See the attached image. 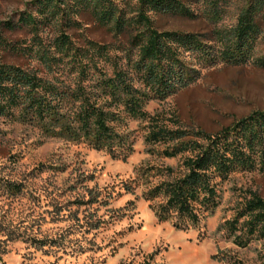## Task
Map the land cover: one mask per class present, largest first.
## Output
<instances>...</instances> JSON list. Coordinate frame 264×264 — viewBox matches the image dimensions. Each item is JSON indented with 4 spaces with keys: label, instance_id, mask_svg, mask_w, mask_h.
I'll list each match as a JSON object with an SVG mask.
<instances>
[{
    "label": "rangeland",
    "instance_id": "rangeland-1",
    "mask_svg": "<svg viewBox=\"0 0 264 264\" xmlns=\"http://www.w3.org/2000/svg\"><path fill=\"white\" fill-rule=\"evenodd\" d=\"M115 1L125 16L132 14L136 0ZM176 1L188 13L150 11L153 27L195 34L209 46V55L182 52L180 58L196 71L193 79L163 100L148 101L145 110L160 112L170 128L214 132L264 109V60L259 63L264 59V4L254 15L257 34L251 48L243 59L231 62L219 57V48L250 0ZM33 8L32 0H0V36L24 49L0 47V62L69 86L110 76L114 65L134 76L133 30L115 33L81 11L72 16L75 25L62 28L70 40V49L62 54L54 47L58 23L41 24L35 33L22 25H1L15 22L22 12L36 13ZM92 43L106 46V52ZM38 47L57 58L50 71L34 55ZM16 114L0 116V260L5 264H264V238L250 236L238 245L224 225L249 192L264 198V169L229 174L218 186L213 213L198 226L175 228L171 221L155 218L150 202L140 196L142 186L133 193L122 187L139 165L177 162L147 151L162 145L144 144L145 121L120 113L122 120L114 128L132 141L131 153L121 160L83 142L46 136Z\"/></svg>",
    "mask_w": 264,
    "mask_h": 264
},
{
    "label": "trees",
    "instance_id": "trees-1",
    "mask_svg": "<svg viewBox=\"0 0 264 264\" xmlns=\"http://www.w3.org/2000/svg\"><path fill=\"white\" fill-rule=\"evenodd\" d=\"M263 4L264 0L246 4L231 35L219 48L221 59L236 62L246 56L257 34L254 15ZM32 5L36 13L22 12L15 22L7 20L1 25L9 29L22 25L35 33L41 24L58 23L60 33L54 47L62 54L70 49V40L62 28L75 25L72 16L81 11H87L97 23L115 33L133 30L130 42L137 49V58L131 64L134 76H126L114 65L110 76L99 77L88 85L80 80L69 86L42 78L35 70L0 62V116H13L17 111L16 119L34 123L46 136L83 142L121 160L131 153L132 141L114 128L122 120L120 113L145 121L144 144L162 145L161 149L147 151H155L163 158H177V162L174 166L139 165L133 169V178L122 187L133 193L136 186H142L140 196L150 202L155 218L171 221L175 228L198 226L211 215L219 204L218 186L229 174L263 171L264 109L252 111L214 132L170 128L160 112L145 110L148 101L163 100L193 79L196 71L180 58L182 52L209 55V46L195 34L157 31L153 27L150 11L188 13L178 1L136 0L129 16L115 0H32ZM91 46L100 53L107 49L95 43ZM0 47L14 52L24 50L1 36ZM34 55L48 71L57 59L48 49L39 47ZM79 66L78 71L83 73L84 66ZM224 225L238 245L246 244L250 236L264 238V198L249 192ZM0 264L5 263L0 260Z\"/></svg>",
    "mask_w": 264,
    "mask_h": 264
}]
</instances>
